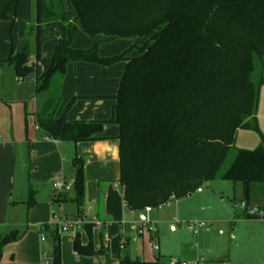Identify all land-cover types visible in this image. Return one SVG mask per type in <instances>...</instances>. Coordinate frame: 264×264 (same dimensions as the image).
<instances>
[{
    "label": "trees",
    "instance_id": "1",
    "mask_svg": "<svg viewBox=\"0 0 264 264\" xmlns=\"http://www.w3.org/2000/svg\"><path fill=\"white\" fill-rule=\"evenodd\" d=\"M35 0V18L26 40L1 65L13 67L16 77L33 81L37 100L36 122L53 140L93 142L103 139L107 125L119 128L120 184L126 206L134 212L154 209L171 200L193 195L218 179L240 184L243 200L237 203L247 220L264 219V135L258 110L264 90V0ZM20 0H0V22L12 21ZM62 22L66 39L59 38L49 69L37 77L43 46L59 37ZM81 31L94 42L89 49L73 46ZM100 37V39H99ZM119 40L131 47L112 57L99 48ZM143 42V43H142ZM142 43V44H141ZM135 53L136 55H133ZM34 57V62L30 58ZM111 69L124 64L114 95H77L59 115L62 85L70 64ZM80 90L87 78H76ZM112 101L109 119L70 121L68 113L79 101ZM260 137L253 150L236 147L239 131ZM228 168L225 164L231 158ZM74 198L85 200V163L74 159ZM31 193V204L33 201ZM259 200V202L257 201ZM89 242L76 234L78 256H105L102 242L93 243L92 223L83 226ZM54 236L53 264H62L60 235ZM17 231L0 233V264L4 250L19 241ZM122 264H135L124 258Z\"/></svg>",
    "mask_w": 264,
    "mask_h": 264
},
{
    "label": "crops",
    "instance_id": "2",
    "mask_svg": "<svg viewBox=\"0 0 264 264\" xmlns=\"http://www.w3.org/2000/svg\"><path fill=\"white\" fill-rule=\"evenodd\" d=\"M24 3L27 5L22 8L18 6L17 9L13 11L12 15L15 19L14 22H0V67L4 66L1 65V62L6 61L13 52H17L22 48L26 41L25 31L27 27L33 23L35 17V0H24ZM18 19H20L19 21L23 19L24 22L17 25ZM52 25H56V23L51 24V26ZM31 58L30 62L33 63L34 57ZM40 63L37 64V77L47 72L50 66L48 63L49 66L43 67L41 71H39ZM115 71V67L111 69H102L95 65L84 63L69 65L66 78L62 85L63 103L59 115L66 105H64V95H67V97H74L77 95L93 96L116 94L123 70L118 74H116ZM77 77L89 79V84L77 90L75 84ZM18 80L22 81L20 79ZM66 81L67 86L65 83ZM23 82H28L30 86H32V89H34V79L32 82ZM33 99L32 103L34 105L31 108H16L15 111L17 113L13 108H0V206L3 208L0 218L1 222H3L4 226H8L9 228L12 227L11 221L8 222V219L12 217V212L9 214V212H7V207L9 211H12L11 207L14 211H17L18 204L26 202L29 192L49 196L51 204L55 201L59 202L60 198L67 194H69L67 196L68 199H73L74 195L71 196V192L59 196V192L54 188V183L65 180L66 182L74 184V159L78 157L85 163L84 205L82 208H79L71 201L59 202V205L65 206L71 210V220H100L103 224L101 230H97L95 227L94 229L100 233L105 247V242L108 238L103 232L107 225L110 226L109 229L111 228L108 234L109 238H111L114 233H117L118 230L122 231V234L118 233V237H120V247L122 248L121 251H124V258L130 259L132 246L139 244L140 239L145 237V235L138 236L137 229L142 227L146 219L153 221L150 215L153 212L161 211L162 208H156L151 212H147L146 210L134 212L126 206L123 189L120 184L119 141L116 139L119 135V128L114 125H107L102 134L103 139L93 142L74 144L71 142L53 140L37 125L35 117L37 111L35 92ZM113 105L114 102L112 101H79L73 107L68 116V120H106L109 119L111 115ZM257 117L259 127L264 135V111L260 108V104ZM259 144L260 138H257L254 132L242 130L238 132L236 141L237 148L253 150L257 148ZM10 193L13 198L18 196V199H16L17 201H13L14 203L12 205L8 202V195ZM194 194L202 196L204 191H196ZM235 194L236 192L234 190V195ZM233 199L235 198L233 197L230 200V213L229 211L227 212L226 209L223 210L225 215H228V213L230 214L224 222L227 223L226 220H228V222L232 220V234L229 235L230 238H232L231 247L239 246L243 233L242 231L247 228L253 231L252 235L258 232V237L256 239H253V236H251L249 240L255 243H261L260 248L264 247V219L247 220L243 218V209H241V205L235 204L232 201ZM180 205L181 203L179 202L177 206L178 212L180 211ZM192 208L196 209L194 207ZM123 213L129 215L128 221L125 223L121 221L115 222L114 220H119ZM53 218L55 219L56 216ZM43 226L50 227L49 224ZM173 229H175L174 226ZM79 230L75 231V233L81 235ZM133 233L136 234L135 237L131 236ZM76 234L72 239V246ZM149 234L151 235V239L156 237L158 234V224L156 233ZM135 238H137L136 242L133 241ZM87 243L83 242V244ZM100 244L95 247L98 249ZM156 247L158 246L154 248ZM122 256L121 259H124ZM77 257V261H79V257L82 256ZM232 258L234 262L232 260L226 262L223 259L220 262L224 264H264V261L254 258L253 260L251 259L252 261L250 259L241 261L237 256H233Z\"/></svg>",
    "mask_w": 264,
    "mask_h": 264
},
{
    "label": "rangeland",
    "instance_id": "3",
    "mask_svg": "<svg viewBox=\"0 0 264 264\" xmlns=\"http://www.w3.org/2000/svg\"><path fill=\"white\" fill-rule=\"evenodd\" d=\"M64 1L66 9L72 11L70 0ZM23 3L24 0L20 1V8L27 5ZM19 20H17V25L24 22L23 19L22 21ZM32 24H34V20ZM32 24L25 31V40H28L31 48L30 52L33 53L34 39L32 36L30 38L27 37V31ZM55 26L60 30L59 37L49 40L44 44V61L40 63L39 71L43 67L49 66L47 60L52 56L59 38H67L64 24L59 22ZM93 42L85 33L79 31L74 38L73 46L77 49H89ZM131 45L132 43L129 40H119L108 45H102L99 48V54L101 57L116 56L128 50ZM133 55L136 54L133 53ZM115 68V73L118 74L123 70L124 64H119ZM65 83L67 86V81ZM71 97L64 95V105L68 103ZM33 98L34 89H32V86L28 82L18 80L13 67L6 64L0 67V108H13L14 111L16 108H31L34 105L32 103ZM260 108L264 111V90L261 94ZM71 111L68 113V116ZM254 134L257 138H260L257 133ZM231 159L232 157L225 164V169L228 168ZM202 190L204 191L202 196L193 194L183 199L171 200L161 211L153 212L150 215L153 222L158 224V234L154 239H151V235L147 232L145 237L140 239L139 244L132 246L130 254L131 262L135 264H171L172 261H178L186 264H224L220 262L222 259L226 262L229 260L233 261V256H237L241 261L253 260V258L264 261V247L260 248L261 243H255L249 240L251 236H253V239H256L258 232L252 235L253 231L250 228L243 229L241 239L239 238V246L231 247L232 238L229 235L232 234V220L230 222L226 220L227 223L224 221L230 216V200L233 197L237 203L243 200L242 186L240 184L234 186L231 182L218 179L209 184H205ZM234 190L236 192L235 195ZM32 194L33 202L31 204L28 203L31 200V192H29L26 202L18 204L17 211H14L12 207V211H9L7 207V212L9 214L12 212L11 219H8V222L11 221L12 223L11 228L4 226L0 220L1 234L17 231L19 236H21L19 241L9 245L5 249L2 264H42L43 256L49 258L48 256H51L53 253L54 236L51 233L44 232L46 234V242L42 244L39 231L40 225L47 224L50 225V229L54 234L58 233L60 235L62 264L106 263V257L100 255L94 257L82 256L77 261L78 255L74 252L72 246V239L76 233L73 231L68 233L60 231L62 226L72 219L71 210L59 205L58 201L51 204L50 198L47 195L34 194L33 192ZM70 195L73 196L74 193L71 192ZM59 196H61L60 192ZM17 197L13 198L10 193L8 195V202L12 205L17 201ZM257 201L259 202V200ZM179 202L181 205L180 211L178 212L177 206ZM2 209V206H0V218ZM224 209L227 212L229 211L228 215H225ZM54 216H56L55 219L53 218ZM128 219L129 215L123 213L119 220L114 221L125 223ZM82 220L84 223L101 222L98 219ZM200 223H206L207 227L199 230L198 235H195V224ZM173 226L175 229H173ZM109 227L107 225L103 232L108 238L105 242L106 247H109L111 250L112 263L122 264L123 259H121V256L123 255L122 257L124 258V251H121L122 248L120 247L118 233L122 234L123 232L118 230L117 233H114L109 238L108 234L111 230ZM79 231L81 232L82 242H89V237L84 228L82 227ZM93 231V243L95 246H98L101 243V236L95 229ZM131 236L135 237L136 234L133 233ZM155 246H158V248H154Z\"/></svg>",
    "mask_w": 264,
    "mask_h": 264
},
{
    "label": "built area",
    "instance_id": "4",
    "mask_svg": "<svg viewBox=\"0 0 264 264\" xmlns=\"http://www.w3.org/2000/svg\"><path fill=\"white\" fill-rule=\"evenodd\" d=\"M54 188L56 189V191L60 192L61 194H65V193L72 192L74 189V186L70 182H66L65 180H61V181L54 183ZM197 191L202 192V189H199ZM167 205L168 204H163V205L159 206L157 209H161ZM152 210H154V208H152V207L146 208L147 212H151ZM85 224L86 223H84L82 219H73V220L66 222L62 226L60 231L64 232V233H68L71 231L75 232V231L81 229ZM93 225H94L95 229H97V230H101V228L103 226V224L99 221L93 223ZM195 225H196V230L194 231V233L196 235L199 233V230L207 227L206 223H200V224H195ZM39 231H40V235H41V238H40L41 243L44 244L46 242V234L44 233V232H46V226H43V225L40 226ZM156 231H157V223H155L149 219H146L143 222L142 227L137 229L138 236H144L147 232L154 234V233H156ZM133 241L136 242L137 238H135ZM157 248L158 247H156V249ZM48 257L49 258H46L45 256H43L42 264H52V262H53L52 257L51 256H48ZM171 264H186V263L178 262V261H172Z\"/></svg>",
    "mask_w": 264,
    "mask_h": 264
}]
</instances>
